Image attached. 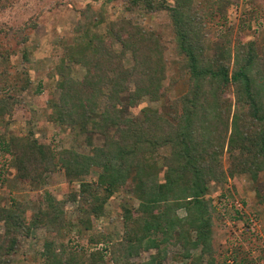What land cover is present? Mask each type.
<instances>
[{
	"label": "rangeland",
	"instance_id": "374dc122",
	"mask_svg": "<svg viewBox=\"0 0 264 264\" xmlns=\"http://www.w3.org/2000/svg\"><path fill=\"white\" fill-rule=\"evenodd\" d=\"M163 2L166 6L175 5V0H154L163 9L150 10L142 1L134 4L133 0H0V78H5L0 98L14 102L12 109L0 119V207L14 206L25 211L29 225L40 220L41 213L48 208L46 194L49 193L62 206L65 221L70 224L62 232L40 227L28 236L19 237L15 252L9 256L0 253V262L45 264L44 253L49 244L51 250L63 251L66 258H74L71 264H89L92 257L99 260L96 264H118L121 248L118 246L125 241L130 229L126 214L135 215L142 207L135 191L137 174L139 178L142 174L138 171L151 167V174L155 172L157 177L150 178V184L154 185L175 176L173 170L177 168L171 170V167L178 145L174 142L182 123V98L190 92L191 74L188 61L177 46L171 13L162 7ZM184 11L202 23L208 61L227 48L232 50L234 58L238 46L253 42L261 56L260 65L264 67V0H231L227 8L217 0H192ZM80 25L86 28L76 33ZM87 28L90 39L84 40ZM123 31L124 35L134 33L147 42L154 40L156 45L142 42L128 45L125 39L118 41L117 34ZM96 37L104 39L107 46L122 55L114 60V68L106 71L107 83L112 82L105 95L104 91L100 95L95 121L100 120L101 112L109 104L106 95L126 74L124 71L144 65L143 68L147 67L156 76L165 77L160 92L154 97L145 96L133 106L130 99L136 85L131 82L127 88L121 86L118 101L109 104L122 109L121 119L131 129L136 123H147L139 137L141 152L147 155L127 163L124 176H128L112 193H107L108 185L100 184L99 177L104 172L98 168H93L87 176L72 178L67 177L59 164L56 171L48 175L47 184L37 186L20 181L11 154L2 151L4 141L13 136L23 138L25 143L37 140L46 145L56 156L55 162L65 150L93 155L96 148L104 149L114 143L116 127L105 130L104 134L82 133L78 127H68L55 118L53 104L60 96L58 66L67 58L68 50L65 71L75 81H83L88 74L85 61H71L69 52L81 43L80 51L92 56L93 50L84 42L93 43ZM136 48L139 51L135 54ZM120 62L122 69L117 70ZM223 101L222 110H227L228 114L230 109L231 132L234 115H240L243 109L236 104L232 88L226 90ZM154 112H160L155 122L162 125L156 126L147 120L146 116ZM89 127H93L92 124ZM220 128L215 126L205 141L199 139V132H193L197 144L207 148L205 153L214 154L213 160L224 176L222 181L210 183V191L204 197L210 204L213 258L215 264H264V170L253 167L251 172H244L236 167L234 157L240 152L231 150L230 132L225 135ZM84 183L91 187L84 189ZM178 194L172 202L180 204L182 208L177 214L185 218L183 199H177L184 194ZM93 208L98 210L97 214L90 212ZM5 232V223L0 222V235L4 236ZM158 253L162 258L159 264H187L180 261L181 247L173 243L162 244L160 251H142L123 264H144ZM204 259L207 264L208 256Z\"/></svg>",
	"mask_w": 264,
	"mask_h": 264
},
{
	"label": "trees",
	"instance_id": "16d2710c",
	"mask_svg": "<svg viewBox=\"0 0 264 264\" xmlns=\"http://www.w3.org/2000/svg\"><path fill=\"white\" fill-rule=\"evenodd\" d=\"M141 1L146 8L150 7V10L163 9L155 4L154 0H133V3L138 4ZM186 1L189 5L192 0H175L174 7L162 3V7L171 13L177 46L188 61L191 74L190 92L182 98V123L174 142L178 145V149L174 152L171 170L176 168L177 170H173L174 177H168L167 182L156 185L150 184V178H157L155 172L151 174V167L138 171L142 174L140 178L137 174L138 183L135 191L142 201V207L135 212V215L131 212L126 214L130 229L125 241L118 246L121 247L118 264L128 263L142 251H160L162 244L167 243L178 244L181 247V262L206 264L204 258L208 256L207 264H215L210 238V204L204 201V197L210 191V183L222 181L224 176L220 166H217L213 160L214 154L205 153L207 148L197 144L193 132L200 133L198 136L200 140H204L209 133L212 134L215 126L222 127L220 129L224 130L225 135L230 132L228 125L230 109L228 114L227 110H222L224 93L228 88L235 91L236 104L243 109L240 115L238 113L233 117L229 138L231 150L240 152L239 156L234 157V161L237 160L236 167H241V171L244 172H251L253 167L264 170V67L260 65L261 56L252 42L245 46H238L234 58L232 50L227 48L215 55L211 62L208 61L205 57L206 37L201 33L202 23L189 17L184 11L188 6ZM217 1L227 8L231 0ZM85 28V25H80L76 33H81ZM110 35L113 36L112 32ZM85 39H90L89 32L84 36ZM117 39L122 42L125 39L128 45L139 43L156 45L154 40L147 42L134 33L124 35V31L117 34ZM84 44L93 50L92 56H86L80 51L81 43L71 48L69 52L71 61L75 63L85 61L88 74L83 81H75L65 71L68 65L66 64L67 49V58H64L58 66L60 96L58 102L53 104L57 113L55 118L68 127H78L82 133L94 131L92 133L104 134L105 130L110 131L111 127H116L117 135L113 140L114 143L104 149L96 148L93 155H80L75 151L65 150L60 154L57 162L53 152L37 140L25 143L23 138L13 136L4 141L6 147L4 145L2 151L4 154H11L13 166L17 169L16 177L22 182L37 186L47 184L48 175L56 171L59 164L67 177L72 178L87 176L93 168H98L104 172L99 177L100 184L108 185L107 193H112L117 186L122 185V179L127 178L128 175L124 176L125 169L128 168L127 163L147 155L141 152L142 143L139 138L147 123L145 121V123H136L131 129L130 125L125 124L121 119L122 109L119 110L115 104L112 106L109 104L117 102L122 90L121 86L126 85L127 88L131 82L136 85L133 97L130 99L132 105L145 96L154 97L160 92L165 77L156 76L147 67L143 68L144 65L134 66L131 70L124 71L126 74L113 84V89L112 87L110 89L112 92L106 95L109 104L101 112L100 120L95 121L100 95L103 91L105 95L106 88L112 82L107 83L106 71L114 68V60L118 59L122 53L113 51L112 47L107 46L105 40L99 37H96L93 43L89 40ZM137 51L139 50L136 48L135 54ZM76 56L79 58H75ZM121 69L120 62L117 70ZM4 83L5 78H0V90ZM13 105L14 102H7L6 99L0 98V119L7 115ZM159 113L148 114L147 120L156 126L162 125L155 122ZM225 114L227 116H223ZM89 124L93 127L90 128ZM82 187L88 189L91 186L84 183ZM178 192L184 194L177 199H183L182 205L187 212L185 218H180L177 214V211L182 208L180 204L172 202L173 197H179ZM46 195H48V208L41 213L40 220L33 221L29 225L26 223L25 211L14 206L0 207V222H4L6 227L4 236L0 235V253L6 256L11 255L16 250L19 237L30 235L36 228H52L62 232L70 225L65 221V213L59 202H56L51 194ZM167 207L169 208L166 210ZM95 211L98 210L96 208L90 210L93 215L97 214ZM192 233H195L193 237ZM50 247L48 244L44 253L47 257L45 264L75 262L74 258H66L63 251L57 253ZM63 248L61 246L62 250ZM161 259L158 253L144 264H159L158 261ZM91 260L89 264L99 262L96 257H92ZM0 264L4 263L0 262Z\"/></svg>",
	"mask_w": 264,
	"mask_h": 264
}]
</instances>
